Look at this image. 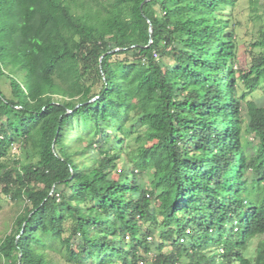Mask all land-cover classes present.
I'll return each mask as SVG.
<instances>
[{
    "label": "trees",
    "instance_id": "trees-1",
    "mask_svg": "<svg viewBox=\"0 0 264 264\" xmlns=\"http://www.w3.org/2000/svg\"><path fill=\"white\" fill-rule=\"evenodd\" d=\"M143 1L0 0V264H264V36Z\"/></svg>",
    "mask_w": 264,
    "mask_h": 264
},
{
    "label": "rangeland",
    "instance_id": "rangeland-1",
    "mask_svg": "<svg viewBox=\"0 0 264 264\" xmlns=\"http://www.w3.org/2000/svg\"><path fill=\"white\" fill-rule=\"evenodd\" d=\"M230 26L235 34L237 43V61L245 66L250 59V51H253L252 43L262 39L264 36V0H236L233 6L227 8ZM256 51V50H254ZM166 61L165 59H163ZM24 78V74H21ZM4 94L8 95V90L4 87ZM248 99L259 102L264 101V85L252 92ZM112 143L109 147H115ZM132 142H127L125 148H133ZM126 150V149H124ZM13 159L24 161L20 152L10 150L6 157L0 161V166L11 165ZM25 204L22 201H13L8 196H0V240L8 234L13 226L15 218L23 212ZM262 237L251 241L248 255L253 257L257 252V244ZM54 262L60 261L59 256L50 253Z\"/></svg>",
    "mask_w": 264,
    "mask_h": 264
},
{
    "label": "water",
    "instance_id": "water-1",
    "mask_svg": "<svg viewBox=\"0 0 264 264\" xmlns=\"http://www.w3.org/2000/svg\"><path fill=\"white\" fill-rule=\"evenodd\" d=\"M148 1H150V0H144L142 4H144V3L148 2ZM147 23H148V33H149V35H151V33H152L151 24H150V22L148 20H147ZM149 43H150V41H149ZM117 50H119V49H114L113 51H117Z\"/></svg>",
    "mask_w": 264,
    "mask_h": 264
},
{
    "label": "built area",
    "instance_id": "built-area-1",
    "mask_svg": "<svg viewBox=\"0 0 264 264\" xmlns=\"http://www.w3.org/2000/svg\"><path fill=\"white\" fill-rule=\"evenodd\" d=\"M138 264H143V262H139Z\"/></svg>",
    "mask_w": 264,
    "mask_h": 264
}]
</instances>
